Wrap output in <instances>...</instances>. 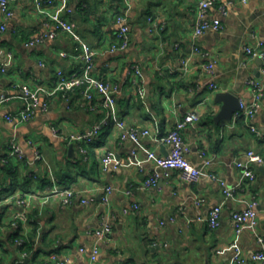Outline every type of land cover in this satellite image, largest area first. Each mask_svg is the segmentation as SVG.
Here are the masks:
<instances>
[{
    "label": "crops",
    "instance_id": "0c3cea01",
    "mask_svg": "<svg viewBox=\"0 0 264 264\" xmlns=\"http://www.w3.org/2000/svg\"><path fill=\"white\" fill-rule=\"evenodd\" d=\"M129 1L130 43L115 51L110 47L117 42L116 16L124 0H43L45 10L73 22L75 29L33 45L27 42L44 31L47 13L35 10L32 0H10V18L0 9V65L5 67L0 69V190L11 188L0 196V264H56L52 253L65 264H233L237 250L247 256L260 247L251 225L235 230L233 214L255 200L256 230L264 235V166L253 164L256 176L250 179L236 165L248 160L249 150L264 156V97L253 119L261 136L244 117L220 119L222 102L216 97L230 92L249 100L253 92L248 81L263 78L262 59L250 57L244 47L253 41V33L264 38V0L234 3L226 16L216 7L224 0H216L209 17L220 18L222 27L198 39L199 52L192 51L199 0ZM74 33L98 51L91 74L118 84L116 118L149 129L138 143L120 138L116 120H107L97 97L88 101L80 88L66 95L57 88L59 70L70 74L83 66L76 49L81 42ZM63 51L71 55L63 57ZM184 57L189 58L186 65ZM210 61H215L213 73L204 67ZM135 67L140 70L141 93L133 82ZM210 82L217 89L211 90ZM22 84L37 90L49 108L17 123L7 116L24 106ZM190 111H197L200 119L183 131L191 148L188 158L206 172L194 182L183 179L178 170L165 176L146 152L167 154L169 145L162 138ZM104 118L92 141L71 138ZM12 143L21 146L23 159L10 155ZM37 151L42 159H37ZM107 153L112 159L105 164ZM205 159L212 160L211 165H205ZM9 160L17 169L14 176L5 170ZM156 171L161 172L157 185L147 186ZM210 173L233 189L232 196L223 194ZM53 179L76 193L70 204L60 199L17 204L16 197L24 193L47 191ZM108 185L113 190L105 202ZM83 196L87 203L81 202ZM218 204L220 225L211 228L207 217ZM22 210L26 217L19 220L15 215ZM106 222L111 231L99 239L95 232ZM23 237L33 241L35 255L22 249L24 243L18 240ZM95 245L99 253L92 260ZM23 252L27 257L22 260Z\"/></svg>",
    "mask_w": 264,
    "mask_h": 264
},
{
    "label": "built area",
    "instance_id": "2783aa9c",
    "mask_svg": "<svg viewBox=\"0 0 264 264\" xmlns=\"http://www.w3.org/2000/svg\"><path fill=\"white\" fill-rule=\"evenodd\" d=\"M125 1V7L119 12L116 16V22L118 24V30L116 32L117 42L113 43L110 47L111 51L123 50L130 43V24H129V14L131 9V4L129 0ZM248 0H224L217 4V9L219 13L223 16L228 15L229 6L234 3H246ZM49 3H52L53 0H48ZM35 10L39 12L47 13L46 18L42 21V28L44 31L36 35L34 38L27 42L28 45H33L44 38H55L60 32L67 31L73 33L75 29V24L63 17H60L58 14H53L45 10L43 7V0H32ZM217 3L216 0H199L196 8V19L193 28V43L192 51L199 52L200 47L198 44V39L208 30L216 29L219 30L222 27L221 19L215 18L210 19L209 9ZM0 9L3 12L6 18L13 16L14 11L10 5V0H0ZM2 29L5 28L3 24ZM74 38L79 40L81 44L76 47L78 51V57L83 60V66L80 69L75 70L70 74H66L64 71L59 70L57 74L56 86L59 90L63 92L64 95L68 94L70 91L80 88L84 98L88 101H94L97 97L100 105L106 110V118H113L115 124L120 128V138L130 139L138 143L143 136L149 135V129L140 128L139 126H127V123L124 119H117L115 116L116 111V96L115 92L118 90V84L111 83L102 78H98L91 74V69L94 67L95 57L97 55V50L88 43H85L80 40V37L74 33ZM252 42L245 45V52L250 57H259L263 61L262 79H250L248 83L252 88V98L249 100H240V110H237L234 113V118L238 119L244 117L248 122L250 129L257 135L261 136L260 129L253 123V119L256 116L261 100L264 97V38L258 37L255 33L252 34ZM61 56L67 57L71 53L63 51L60 53ZM183 64L186 65L189 61L188 57L183 58ZM205 69L213 73L215 67V61H210L204 64ZM1 70H5L4 66L0 65ZM135 77L133 82L136 86L138 92H142V86L139 81L140 70L138 67L134 69ZM20 86V91L24 99V106L16 114L7 116L8 120L15 121L17 123H23L29 121L35 115L38 109L48 110L49 104L45 98L35 89L27 84H22ZM208 87L211 90L217 89V85L214 82H210ZM200 115L197 111H190L185 114L182 118L177 119L175 124L168 130L167 134L162 138L164 142L169 145V151L167 154L162 155L156 150L147 149V155L151 158L156 166L162 171L165 176H170L171 173L175 170H178L181 177L185 180L194 182L197 181L204 172L201 168L194 166L188 158V154L191 150L189 144L185 141L183 136V131L187 128L188 125L198 122ZM106 119L104 118L101 124L93 126L90 130L81 133L71 134V138L78 142H90L93 138L99 133L102 128L103 122ZM10 155L17 156L19 159H23L24 152L21 146L17 143H12ZM248 160L242 162L241 160L236 161L238 167L243 168V174L245 178L254 179L255 172L253 170V164H260L264 166V156L249 150L246 154ZM37 159H42L41 152L37 151ZM112 156L110 153H107L103 158L105 164L110 163ZM212 160L205 159V165H211ZM161 172H154L149 179L145 182L147 186L157 185V182L160 178ZM210 176L219 181L222 192L225 196H232L233 189L226 185V182L219 178L215 173H210ZM51 187L41 193H24L23 196L16 197L17 204L19 206L27 207L31 205L33 199H38L42 204H46L54 199H60L64 204H70L74 197L75 192L70 188H62L59 186L56 181L52 180ZM112 186H106L104 188L103 200L108 202L110 193L112 192ZM129 192V191H128ZM32 199V200H31ZM82 203H87L88 199L86 197L81 198ZM221 205H215L207 217V222L211 228H216L220 225L221 221ZM16 218L23 220L26 217V212L24 210L18 211L16 213ZM233 219L235 222V230L240 232L244 225L249 224L253 228L255 234L257 235V240L259 243V249L255 252H252L250 255L243 256L239 250H237L236 255L234 256L233 264H247L249 262H262L264 263V235L258 234L256 230L258 212L256 208V201L252 200L249 202L245 209L234 212ZM111 231V224L106 222L99 229L96 230V235L98 238L104 237ZM25 238H20L18 243L23 244ZM81 251H86L85 248H81ZM99 253L98 245H95L91 250V258L95 260L97 254ZM27 257V253H22V260ZM51 260L56 264H65L63 260H59L56 253L51 254Z\"/></svg>",
    "mask_w": 264,
    "mask_h": 264
},
{
    "label": "water",
    "instance_id": "95a60500",
    "mask_svg": "<svg viewBox=\"0 0 264 264\" xmlns=\"http://www.w3.org/2000/svg\"><path fill=\"white\" fill-rule=\"evenodd\" d=\"M218 102H222L221 110L218 114L220 119H231L233 114L240 110V100L238 96L230 92H219L216 97ZM71 150H73V145H71Z\"/></svg>",
    "mask_w": 264,
    "mask_h": 264
},
{
    "label": "trees",
    "instance_id": "16d2710c",
    "mask_svg": "<svg viewBox=\"0 0 264 264\" xmlns=\"http://www.w3.org/2000/svg\"><path fill=\"white\" fill-rule=\"evenodd\" d=\"M6 160V159H5ZM7 161V160H6ZM5 170L9 175H16L17 174V169L16 167L13 165V163H11V161L9 160L6 164H5ZM16 180V178H15ZM28 182V181H27ZM26 182V183H27ZM17 184V183H16ZM43 187H45V185H43ZM7 192H11V188H5V190H0V196L4 194H6ZM22 249L27 250V251H33L34 255L36 254L37 251H34V245H33V241L32 240H28L25 238V242H24V246L22 247Z\"/></svg>",
    "mask_w": 264,
    "mask_h": 264
}]
</instances>
